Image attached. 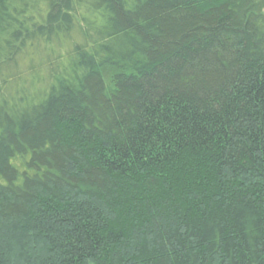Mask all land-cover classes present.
Wrapping results in <instances>:
<instances>
[{
	"label": "trees",
	"instance_id": "1",
	"mask_svg": "<svg viewBox=\"0 0 264 264\" xmlns=\"http://www.w3.org/2000/svg\"><path fill=\"white\" fill-rule=\"evenodd\" d=\"M0 264H264V0H0Z\"/></svg>",
	"mask_w": 264,
	"mask_h": 264
}]
</instances>
